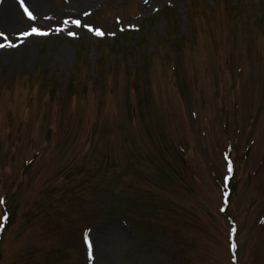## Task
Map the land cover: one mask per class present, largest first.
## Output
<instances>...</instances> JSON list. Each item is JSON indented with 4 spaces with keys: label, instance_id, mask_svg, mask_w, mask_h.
Listing matches in <instances>:
<instances>
[{
    "label": "rangeland",
    "instance_id": "obj_1",
    "mask_svg": "<svg viewBox=\"0 0 264 264\" xmlns=\"http://www.w3.org/2000/svg\"><path fill=\"white\" fill-rule=\"evenodd\" d=\"M15 2L0 264H264V0Z\"/></svg>",
    "mask_w": 264,
    "mask_h": 264
},
{
    "label": "bare ground",
    "instance_id": "obj_2",
    "mask_svg": "<svg viewBox=\"0 0 264 264\" xmlns=\"http://www.w3.org/2000/svg\"><path fill=\"white\" fill-rule=\"evenodd\" d=\"M28 10L32 13L33 16L36 17L35 20H32L30 17L28 18V23H39L46 22L52 20L53 16H57L55 11L48 6L47 0H23ZM102 0H67L64 10L59 12L58 16L64 11H69L72 16L83 15V11L85 9H90L91 7H96ZM0 32H3L4 35H0V39L3 38L11 44H15V35L16 33H12V31L18 26H23L22 20L20 18L19 13V5L15 0H0ZM92 8V9H93ZM87 13V11H86ZM72 19L68 18L65 20L61 27L62 32L71 33L75 29L72 24ZM9 33H8V32ZM7 32V33H6ZM5 37H7L5 39Z\"/></svg>",
    "mask_w": 264,
    "mask_h": 264
},
{
    "label": "snow or ice",
    "instance_id": "obj_3",
    "mask_svg": "<svg viewBox=\"0 0 264 264\" xmlns=\"http://www.w3.org/2000/svg\"><path fill=\"white\" fill-rule=\"evenodd\" d=\"M20 2H21V4H23V0H20ZM145 2L147 3V0H145ZM24 10H25V12L28 14V16H29L32 20H35V19H36V17L32 15V13L28 10L27 7H25ZM74 23H75V25H76L77 27L80 26V21H79V20L74 21ZM89 30L91 31L92 29L90 28ZM32 34L39 35V36H43V35H48L49 33H47V32H43V31H41V30L38 29V28H32L31 32H25L23 35H25V36H29V35H32ZM71 34H72V35H75V33H71ZM103 34H104V33H103L102 31L96 30V35L102 36ZM0 35H4V33H3V32H0ZM6 38H7V37H5V39H6ZM14 46H18V45H13V44H11V43H9V44L7 45V47H14ZM2 47H5V45H4V44H0V48H2ZM229 164H231V161H229ZM230 170H231V168H230ZM4 220L6 221V220H7V217H4ZM88 244H89V249H91V247H92V242H91L90 240H89Z\"/></svg>",
    "mask_w": 264,
    "mask_h": 264
},
{
    "label": "trees",
    "instance_id": "obj_4",
    "mask_svg": "<svg viewBox=\"0 0 264 264\" xmlns=\"http://www.w3.org/2000/svg\"><path fill=\"white\" fill-rule=\"evenodd\" d=\"M48 85H49V86H51V85H52V83H48Z\"/></svg>",
    "mask_w": 264,
    "mask_h": 264
}]
</instances>
